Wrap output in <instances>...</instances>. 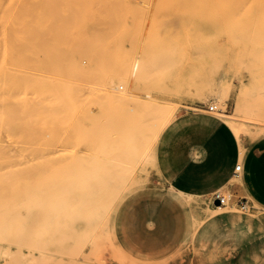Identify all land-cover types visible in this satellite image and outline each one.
Masks as SVG:
<instances>
[{"label": "rangeland", "instance_id": "1", "mask_svg": "<svg viewBox=\"0 0 264 264\" xmlns=\"http://www.w3.org/2000/svg\"><path fill=\"white\" fill-rule=\"evenodd\" d=\"M48 2L0 0V264H202L253 239L255 213L172 178L219 113L241 110L243 153L262 139L264 0ZM149 202L179 219L155 256L125 240Z\"/></svg>", "mask_w": 264, "mask_h": 264}, {"label": "crops", "instance_id": "2", "mask_svg": "<svg viewBox=\"0 0 264 264\" xmlns=\"http://www.w3.org/2000/svg\"><path fill=\"white\" fill-rule=\"evenodd\" d=\"M197 131H201L200 138L191 148L190 157L173 174L175 190L192 197L216 191L247 197L256 216L248 230L253 239L236 251L228 250L202 264H264V139L255 141L243 153L233 130L220 119L201 121ZM239 162L243 170L236 172ZM124 228L131 250L155 256L177 239L179 219L169 204L142 203L129 211Z\"/></svg>", "mask_w": 264, "mask_h": 264}, {"label": "bare ground", "instance_id": "3", "mask_svg": "<svg viewBox=\"0 0 264 264\" xmlns=\"http://www.w3.org/2000/svg\"><path fill=\"white\" fill-rule=\"evenodd\" d=\"M46 1H48V0H46ZM50 1H53L54 2V0H49V2L48 3H50ZM55 6L57 7V2L55 1ZM46 4H47V2H46ZM18 6H20V5H18ZM21 7V6H20ZM52 7H53V10H54V4L52 5ZM55 9H57V8H55ZM45 10V9H44ZM50 11H52V10H50ZM40 13V12H39ZM45 13V12H44ZM43 13V14H44ZM58 13H59V11H58ZM28 14V13H27ZM46 14V13H45ZM56 15V14H55ZM69 15V14H68ZM54 16V15H53ZM56 18V17H55ZM59 18V17H58ZM52 19V18H51ZM43 21H44V19H43ZM20 29V28H19ZM17 31V30H16ZM25 31H27V30H25ZM31 31H32V29H31ZM23 32H24V30H23ZM253 36L251 37V39H252V41H253V38L254 39H257V41L258 42H264V28L262 29V30H254L253 32ZM250 39V40H251ZM12 40V39H11ZM38 43V42H37ZM40 43V42H39ZM5 44V43H4ZM4 46V45H3ZM5 48V47H4ZM42 49V48H41ZM5 50H6V48H5ZM6 53V52H5ZM6 58H8V57H6ZM10 62V61H9ZM12 62V61H11ZM1 74H2V72H1ZM13 81H15V80H13ZM17 81V80H16ZM6 83V82H5ZM24 85V84H23ZM12 87V86H11ZM15 89V88H14ZM264 97V96H263ZM219 101V103H222V104H225V102L224 101H222L221 100V98L218 100ZM264 102V101H263ZM264 104V103H263ZM262 110H264V105H263V108H262ZM241 110H238L237 112H236V114L235 115H229V114H226V113H224V112H222V113H219V117H218V119H220V120H222L223 122H225L232 130H233V132L235 133V135L237 136V138H240V134H242L241 132L245 129V121H246V119H245V121H244V119H242V117H241V112H240ZM6 114V113H5ZM0 118H1V116H0ZM9 120H10V118H8ZM248 120H249V122H250V124L249 125H247L248 126V128L249 127H254V126H258L259 127V129H258V131L260 132V137L262 138V139H264V112H262V114L261 115H259V113H257V111L255 110V109H253V110H251L250 112H249V117H248ZM11 121H9V124L11 125L12 124V122L10 123ZM247 122V121H246ZM12 127V126H11ZM11 127H9V130L11 131H13V129H10ZM254 129V128H253ZM251 132V131H250ZM252 135H254V134H252ZM258 138V137H257ZM19 142H20V140H19ZM261 164V163H260ZM133 170V169H132ZM34 171V170H33ZM21 172H23V171H21ZM35 172V171H34ZM34 172H32L31 171V173H34ZM7 173V172H6ZM14 173V172H13ZM25 173V172H24ZM38 172H36V174H37ZM107 175V174H106ZM105 175V176H106ZM3 176V175H2ZM7 176H10V175H7ZM7 176H5L4 175V178L5 177H7ZM86 176V175H85ZM94 176V175H93ZM90 178H91V176H89ZM96 176H94V178H95ZM14 179V178H13ZM12 179V180H13ZM4 180V179H3ZM10 180V179H9ZM20 180V179H19ZM84 180V179H83ZM83 180H81V181H83ZM87 180V179H86ZM91 180H93V178L91 179ZM97 180V179H96ZM95 180V181H96ZM18 181V180H17ZM80 181V182H81ZM85 182V181H84ZM91 182V181H90ZM92 182H94V180L92 181ZM66 183H67V181H66ZM106 183V182H105ZM12 184V183H11ZM65 184V183H64ZM69 184V183H68ZM91 184V183H90ZM61 185H63L62 183H61ZM60 185V186H61ZM92 185V184H91ZM69 186V185H68ZM103 186H104V184H103ZM97 187V186H96ZM104 187H106V186H104ZM66 188V187H65ZM64 188V189H65ZM98 188V187H97ZM67 189V188H66ZM65 189V190H66ZM72 189V188H71ZM70 189V190H71ZM95 190H96V188H95ZM52 191V190H51ZM55 191H56V187H55ZM58 191H60V190H58ZM63 191V190H62ZM83 191V190H82ZM92 191H93V188H92ZM57 192V191H56ZM79 192H81V191H79ZM95 192V191H94ZM86 193H87V191H86ZM93 194V193H92ZM177 194H179V195H182L181 193H178L177 192ZM40 195H42V194H40ZM39 195V196H40ZM43 197H44V195H42ZM46 197V196H45ZM44 197V198H45ZM41 203V202H40ZM226 209V207H224V206H216L215 208H214V210H216V211H223V210H225ZM206 210H208V209H206ZM205 211V210H204ZM210 211V210H209ZM217 214V213H216ZM113 258V257H112ZM118 260V259H117ZM121 261V260H120Z\"/></svg>", "mask_w": 264, "mask_h": 264}, {"label": "built area", "instance_id": "4", "mask_svg": "<svg viewBox=\"0 0 264 264\" xmlns=\"http://www.w3.org/2000/svg\"><path fill=\"white\" fill-rule=\"evenodd\" d=\"M209 110L215 111L217 110V106L211 105L209 106ZM235 170L236 172H241L243 170L242 164H238ZM215 202L219 203L218 206H233L244 212L251 211V202L247 197H236L231 194L216 191L212 195V203L215 204Z\"/></svg>", "mask_w": 264, "mask_h": 264}, {"label": "water", "instance_id": "5", "mask_svg": "<svg viewBox=\"0 0 264 264\" xmlns=\"http://www.w3.org/2000/svg\"><path fill=\"white\" fill-rule=\"evenodd\" d=\"M215 205H217V206H218V205H219V203H218V202H215Z\"/></svg>", "mask_w": 264, "mask_h": 264}]
</instances>
